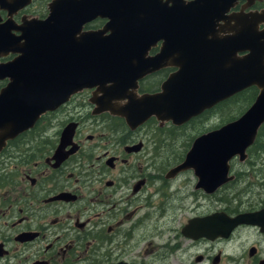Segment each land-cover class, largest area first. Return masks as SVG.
<instances>
[{
  "label": "flooded vegetation",
  "instance_id": "1",
  "mask_svg": "<svg viewBox=\"0 0 264 264\" xmlns=\"http://www.w3.org/2000/svg\"><path fill=\"white\" fill-rule=\"evenodd\" d=\"M48 1L44 14L28 11L30 0L10 19L15 25L26 17L43 19ZM194 2L136 0L147 4L152 20L145 58L159 55L177 16L198 15L214 24L213 38L222 39L234 35L236 15L264 20V0L196 1L188 10ZM7 18L0 10V22ZM105 23L96 17L80 32L101 30ZM208 27L201 33L205 40L212 37ZM13 58L9 53L0 63ZM176 71L168 57L135 81L134 93H159ZM8 83L0 81V90ZM100 95L82 89L12 137L0 129V264H264L263 162L250 160L248 148L243 162H229L232 180L205 193L192 170H171L196 137L219 127L196 128L183 155H173L182 130L204 120L200 115L207 111L180 126L149 118L130 129L122 118L97 113L93 100ZM65 129L71 133L61 139ZM242 214H250L252 223L231 228L228 219ZM209 216L212 234L204 237L201 220Z\"/></svg>",
  "mask_w": 264,
  "mask_h": 264
},
{
  "label": "water",
  "instance_id": "2",
  "mask_svg": "<svg viewBox=\"0 0 264 264\" xmlns=\"http://www.w3.org/2000/svg\"><path fill=\"white\" fill-rule=\"evenodd\" d=\"M196 1L216 0H195L187 4V9L198 4ZM29 4L30 0H0V10L8 17L0 22V58L9 53L14 55L10 62L0 63V81H9L0 90V129L8 134L5 137L29 128L41 114L53 111L86 88L101 93L93 100L97 113L106 111L122 118L133 129L149 118L180 126L254 87L256 95L242 114L196 137L181 164L171 170L175 173L192 170L197 178L196 186L205 193H212L232 180L227 176L229 162L246 159V150L264 123L262 17L236 15L231 27L234 35L222 39L213 38L214 24L201 21L198 15L194 19L177 16L167 31L170 37L163 39L159 55L148 59L145 54L153 40L146 35L151 31L152 20L145 3L49 0L43 19L26 17L20 25H15L10 17ZM96 17L106 20L102 29L81 33V26ZM259 23L263 26L261 30ZM205 26L211 28V31L207 29L212 33L209 40L201 34ZM169 50L170 56L166 53ZM168 57L177 71L162 84L159 93L137 96L135 81L161 66ZM123 70L128 72L125 80L118 76ZM68 129L61 139L70 135ZM213 218L201 220L202 236L212 234ZM251 218L250 214H242L228 220L232 228L252 223Z\"/></svg>",
  "mask_w": 264,
  "mask_h": 264
},
{
  "label": "rangeland",
  "instance_id": "3",
  "mask_svg": "<svg viewBox=\"0 0 264 264\" xmlns=\"http://www.w3.org/2000/svg\"><path fill=\"white\" fill-rule=\"evenodd\" d=\"M27 9L30 12H37L38 14L39 13L44 14L45 13V0H33L32 5L27 7ZM249 104H250V102L243 103L240 100H237L236 102H230L227 107H225L224 105L222 107H220L215 114L211 115L210 118L206 117V119H204L200 122H197L192 126L184 128L182 130V137L180 140V144L178 141L179 139H177L176 144L178 145V147H177V149L175 147L172 150V152H174L173 155L175 157H181L183 155L184 151L187 149L186 143L188 141V137L194 135V130L196 128H200V127L207 128V127L214 126L216 124H217V126H219V125L223 124L224 122H226L230 117H236L237 118L238 115L242 111H244L248 107ZM250 160H260L264 164V154H260L258 159H254V157L251 156ZM232 167L234 169H241L240 165H237L235 163L232 164ZM159 240H162V238Z\"/></svg>",
  "mask_w": 264,
  "mask_h": 264
},
{
  "label": "trees",
  "instance_id": "4",
  "mask_svg": "<svg viewBox=\"0 0 264 264\" xmlns=\"http://www.w3.org/2000/svg\"><path fill=\"white\" fill-rule=\"evenodd\" d=\"M254 92L255 90L254 89H246L242 92H240L239 94L233 96L232 98L218 104L217 106H215L213 109L205 112L203 115H200L203 119H206V114L209 113L210 115H213L217 112V110L222 107L223 105L225 107L228 106V104L230 102H236L237 100H240L241 102L243 103H246V102H251L253 97H254ZM240 98V99H239ZM243 112V111H242ZM241 112V113H242ZM240 113V114H241ZM239 114V115H240ZM238 115V116H239ZM236 117H230L226 122H224L223 124L229 122V121H232L234 120ZM222 125V124H221ZM220 126V125H219ZM248 155L250 154V156H253V157H258L260 156V154H264V125H262L258 132H257V135H256V139L253 143V145L248 149Z\"/></svg>",
  "mask_w": 264,
  "mask_h": 264
},
{
  "label": "bare ground",
  "instance_id": "5",
  "mask_svg": "<svg viewBox=\"0 0 264 264\" xmlns=\"http://www.w3.org/2000/svg\"><path fill=\"white\" fill-rule=\"evenodd\" d=\"M118 76L121 78V80L123 79V80H125V79H127V77H128V72H126L125 70H123V71H121L120 73H118ZM124 102V101H123ZM190 120V119H189ZM188 120V121H189Z\"/></svg>",
  "mask_w": 264,
  "mask_h": 264
}]
</instances>
